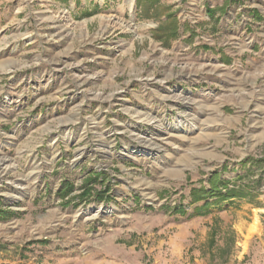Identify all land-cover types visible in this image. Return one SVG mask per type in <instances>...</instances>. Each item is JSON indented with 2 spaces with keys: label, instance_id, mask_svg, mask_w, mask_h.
<instances>
[{
  "label": "rangeland",
  "instance_id": "obj_1",
  "mask_svg": "<svg viewBox=\"0 0 264 264\" xmlns=\"http://www.w3.org/2000/svg\"><path fill=\"white\" fill-rule=\"evenodd\" d=\"M0 264H264V0H0Z\"/></svg>",
  "mask_w": 264,
  "mask_h": 264
},
{
  "label": "trees",
  "instance_id": "obj_2",
  "mask_svg": "<svg viewBox=\"0 0 264 264\" xmlns=\"http://www.w3.org/2000/svg\"><path fill=\"white\" fill-rule=\"evenodd\" d=\"M173 16L172 14H169V16L167 17L169 22L168 24L163 25L162 27L159 28L158 30V38H163L165 39V42H168V38L170 37H175L178 35V28H177V24L175 22V20L171 19ZM171 19V21H170ZM218 175L215 174L213 175V177L211 178V186L214 190L217 189V185L218 183ZM217 191V190H216ZM236 189L231 190L230 192H234L232 196H236Z\"/></svg>",
  "mask_w": 264,
  "mask_h": 264
}]
</instances>
